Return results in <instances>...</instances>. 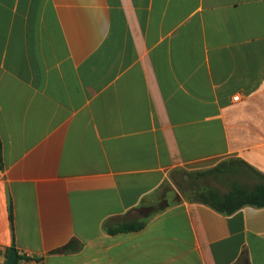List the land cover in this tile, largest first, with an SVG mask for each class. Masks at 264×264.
Wrapping results in <instances>:
<instances>
[{
  "label": "crops",
  "instance_id": "crops-1",
  "mask_svg": "<svg viewBox=\"0 0 264 264\" xmlns=\"http://www.w3.org/2000/svg\"><path fill=\"white\" fill-rule=\"evenodd\" d=\"M0 142V264H264V0H0Z\"/></svg>",
  "mask_w": 264,
  "mask_h": 264
},
{
  "label": "trees",
  "instance_id": "trees-1",
  "mask_svg": "<svg viewBox=\"0 0 264 264\" xmlns=\"http://www.w3.org/2000/svg\"><path fill=\"white\" fill-rule=\"evenodd\" d=\"M0 165H2V150H1V142H0ZM226 165L221 164L215 169L203 171V172H194L188 173L182 171L181 173L188 178L189 187L184 188L181 184H177L178 189L181 195L186 196L189 200L200 202L219 213L225 215H232L235 212L243 209L244 207L251 206L256 208H264V175L253 170L256 176L261 180L258 184L253 187L245 186L241 183H234L230 190L227 193H221L212 188H203L200 187L197 182L200 180L206 179L208 177L216 176L217 174L227 173L225 170ZM237 173V169L235 170ZM166 208L155 212L158 214L159 212L165 211ZM152 217L151 214L147 215L146 218ZM11 221L13 222V218L11 216ZM146 226V221L141 219H136L133 221H126L122 224L118 225L116 228L105 229L109 233H117L121 231L131 232V231H140ZM81 245L78 241L72 240L67 246L60 249L59 253H72L80 250ZM19 260V256L16 258V263Z\"/></svg>",
  "mask_w": 264,
  "mask_h": 264
},
{
  "label": "rangeland",
  "instance_id": "rangeland-1",
  "mask_svg": "<svg viewBox=\"0 0 264 264\" xmlns=\"http://www.w3.org/2000/svg\"><path fill=\"white\" fill-rule=\"evenodd\" d=\"M236 179V181H240L242 182L245 186L248 187H252L257 183V180L253 177H245L243 174H240L238 177L236 178H230L229 181L226 182H230L231 180ZM223 182H221L218 178L215 177H208L206 179L200 180L199 182H197V184L200 187L203 188H214V189H219L221 191H228L229 186L222 184ZM189 182H188V187H189ZM191 186V185H190Z\"/></svg>",
  "mask_w": 264,
  "mask_h": 264
},
{
  "label": "water",
  "instance_id": "water-1",
  "mask_svg": "<svg viewBox=\"0 0 264 264\" xmlns=\"http://www.w3.org/2000/svg\"><path fill=\"white\" fill-rule=\"evenodd\" d=\"M7 200H8V203H9L10 196H9V192L8 191H7ZM16 258H17V250L12 248L10 250L9 257H8V260H7L6 264H16Z\"/></svg>",
  "mask_w": 264,
  "mask_h": 264
},
{
  "label": "built area",
  "instance_id": "built-area-1",
  "mask_svg": "<svg viewBox=\"0 0 264 264\" xmlns=\"http://www.w3.org/2000/svg\"><path fill=\"white\" fill-rule=\"evenodd\" d=\"M237 99V98H236ZM32 260H33V258H32V256L31 255H29V254H24L23 256H22V264H30L31 262H32Z\"/></svg>",
  "mask_w": 264,
  "mask_h": 264
}]
</instances>
